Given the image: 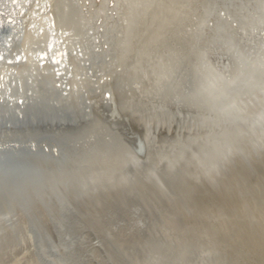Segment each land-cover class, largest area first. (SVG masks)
<instances>
[{"label": "rangeland", "instance_id": "obj_1", "mask_svg": "<svg viewBox=\"0 0 264 264\" xmlns=\"http://www.w3.org/2000/svg\"><path fill=\"white\" fill-rule=\"evenodd\" d=\"M261 1L127 0L125 5L119 0L123 39L114 45L110 66L125 71L115 77L106 64L97 67L83 59V73L89 71L91 82L103 86L98 93L84 86L91 106L83 146L91 149L101 138L113 143L101 141V148L81 160L91 177L68 198L74 210L68 222L63 224L56 208L38 206L39 226L49 243L37 241L27 216L16 212L14 229L7 228L0 243V264H264V125L253 133L241 127L238 144L209 169L201 155L220 129L201 126V115L175 102L182 99L195 54L224 77L235 75L218 35L249 53L251 61L262 55ZM75 7L80 27L71 35L74 60L85 45L84 32L89 43L102 36L96 12L82 31V9ZM195 18L203 25L192 37ZM216 26L222 30L217 35ZM63 78L57 84L65 92L70 83ZM106 93L104 103L99 96ZM257 98L242 100L246 116L258 107ZM138 142L143 143L139 153ZM171 165L175 170L168 172Z\"/></svg>", "mask_w": 264, "mask_h": 264}, {"label": "water", "instance_id": "obj_2", "mask_svg": "<svg viewBox=\"0 0 264 264\" xmlns=\"http://www.w3.org/2000/svg\"><path fill=\"white\" fill-rule=\"evenodd\" d=\"M72 1L78 5L77 0ZM123 4L126 5V0H123ZM260 4L264 11V0ZM109 5L115 8L112 14L109 11L108 15L107 11L101 9L99 13L102 18L96 20V24L102 22L98 28L102 36L99 33L100 38L92 39V43H89L87 32H84L81 38L85 45L79 49L75 60L79 70H76L72 63L64 64L68 70L65 81L70 83L65 92L54 85V79L50 77L51 71L39 74L33 71L26 73L21 80L11 82L8 95L0 99V146L5 144L8 147L0 152V243L7 235L6 229H14L12 222L16 212L27 216L37 241L49 243L39 226L38 206L49 211L56 208L63 224L68 222L74 211L68 198L74 191L78 194L83 184L91 177L88 171H83L81 160L101 148L102 143L104 146L113 143L112 140L103 142L100 137L97 146L91 149L85 146L86 144L83 146L91 106L86 100L84 86H91L90 91L95 93L103 87L99 82H91L89 71L83 73V59L89 58L97 67L106 64V67H109L106 71L112 70L111 74L115 77L124 71L116 64L110 66L115 58V42L122 36V24H125L120 20L122 5L119 0H114V3ZM107 7L109 6H105ZM82 13L83 31L93 17L90 11L82 9ZM194 24L190 32L192 37L197 36L199 28L203 25L197 19ZM221 31L220 26L214 27L215 35ZM88 33L91 36L93 34L91 30ZM191 36L189 35V38ZM221 36H217V43L224 55L235 64V75L224 77L213 71L203 57L195 54V65L192 63L189 67L190 74L182 99L175 101L178 104L184 102L198 116L201 115L198 123L201 126L220 129L210 135L211 143L205 144L206 151L201 155L209 169H213L215 164L229 155L230 149L238 144L237 138L243 134L241 127L247 126L253 133L256 128L261 130L264 125V51L251 61L249 53L235 49L228 39ZM21 37L20 34L15 45L19 44ZM99 41L106 42L103 48L98 49V46H95ZM89 44L93 46L90 47ZM24 61L25 59H22L20 62ZM46 75H49V78H46ZM257 94L260 96L257 98L258 107L253 113L249 112L248 118L242 100L247 96L256 99ZM17 96L22 98L15 100ZM99 97L104 103L109 101L107 93ZM187 148L188 145L180 150L178 159L183 157ZM142 150L143 143H136V151L139 153ZM76 159L80 161L76 163ZM130 162L131 165L135 164V161ZM166 169L173 172L175 167L171 165ZM62 225L59 220L54 221L56 232L61 233Z\"/></svg>", "mask_w": 264, "mask_h": 264}, {"label": "bare ground", "instance_id": "obj_3", "mask_svg": "<svg viewBox=\"0 0 264 264\" xmlns=\"http://www.w3.org/2000/svg\"><path fill=\"white\" fill-rule=\"evenodd\" d=\"M138 1L140 2V0ZM77 2L83 11H90L91 14L93 13L92 11H95L98 19L102 18V15L99 13L101 9L107 11L108 15H110V12L112 14V11L115 9L114 6L109 5L111 2L114 3V0H100V2H96L94 0H77ZM144 2L147 3V1ZM107 5L109 7L105 8ZM132 5L134 6L135 4ZM26 7V14L24 16H22L23 13L20 15V12H22V10ZM134 11L135 10H133L132 13ZM129 13L130 12H128V14ZM128 14L126 13L125 16H128ZM121 15L122 10L120 17ZM101 23L102 22L96 25L98 34L100 33L98 28ZM77 27H80L78 24V12L75 7V3L72 0H0V99L8 95V89L11 82L14 80H21V78L29 72L33 73V71H35L39 74L45 71H51L50 77L54 79V83L57 84L58 82L63 81V72L66 70L64 64L69 62L73 65V62L75 61L71 52L73 46L71 35L74 32L77 33V30H79ZM180 29L181 26L176 30V32L178 33ZM20 34L22 35L21 41H18L19 44L15 45L17 43L16 39L19 38ZM123 36H125V34H123ZM118 39L119 38H117V40ZM80 46L82 47V45ZM22 59H25V61L20 62ZM49 61H52V63ZM122 70L125 71L124 68H122L121 71ZM46 78H49V75H46ZM58 86L60 88V85L57 84V87ZM10 98L12 100L14 99L11 96ZM20 98H22V96H17L15 97V100ZM7 148L8 147H6L5 144H1L0 152Z\"/></svg>", "mask_w": 264, "mask_h": 264}]
</instances>
